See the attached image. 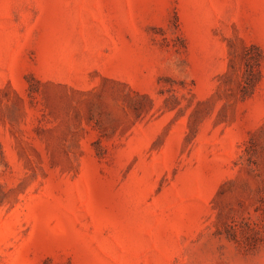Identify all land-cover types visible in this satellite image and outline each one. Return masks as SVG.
<instances>
[{
  "label": "rangeland",
  "instance_id": "rangeland-1",
  "mask_svg": "<svg viewBox=\"0 0 264 264\" xmlns=\"http://www.w3.org/2000/svg\"><path fill=\"white\" fill-rule=\"evenodd\" d=\"M0 264H264V0H0Z\"/></svg>",
  "mask_w": 264,
  "mask_h": 264
},
{
  "label": "trees",
  "instance_id": "trees-1",
  "mask_svg": "<svg viewBox=\"0 0 264 264\" xmlns=\"http://www.w3.org/2000/svg\"><path fill=\"white\" fill-rule=\"evenodd\" d=\"M2 152H1V148H0V158H1Z\"/></svg>",
  "mask_w": 264,
  "mask_h": 264
}]
</instances>
